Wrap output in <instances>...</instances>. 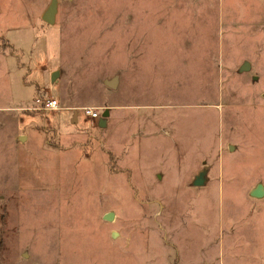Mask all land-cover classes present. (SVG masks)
I'll use <instances>...</instances> for the list:
<instances>
[{
    "label": "rangeland",
    "instance_id": "1",
    "mask_svg": "<svg viewBox=\"0 0 264 264\" xmlns=\"http://www.w3.org/2000/svg\"><path fill=\"white\" fill-rule=\"evenodd\" d=\"M52 1L0 0V264H264V0Z\"/></svg>",
    "mask_w": 264,
    "mask_h": 264
},
{
    "label": "water",
    "instance_id": "2",
    "mask_svg": "<svg viewBox=\"0 0 264 264\" xmlns=\"http://www.w3.org/2000/svg\"><path fill=\"white\" fill-rule=\"evenodd\" d=\"M56 10H57V2L56 0H53L52 1V4L49 6L48 10L43 14L44 17H43V20L49 24V25H52V23L54 22V19H55V13H56ZM242 69L246 70L248 69V65L245 64ZM56 73H54V75L52 76L53 77V80H54V76H55ZM109 115V112L108 111H105L103 112L102 114V117L101 119L98 121L99 122V127L102 128L106 125V122H105V118L108 117ZM74 121V120H73ZM203 182L200 180V179H197V181L195 182V185H201ZM252 195L259 198L260 196H262V191H261V185H259V187L252 192ZM112 215L110 214H106L105 216V219L106 220H112Z\"/></svg>",
    "mask_w": 264,
    "mask_h": 264
},
{
    "label": "built area",
    "instance_id": "3",
    "mask_svg": "<svg viewBox=\"0 0 264 264\" xmlns=\"http://www.w3.org/2000/svg\"><path fill=\"white\" fill-rule=\"evenodd\" d=\"M37 104H39L38 110L43 109L47 111H55L59 109L57 101L52 99H47L45 101L39 100L37 101ZM84 111L87 113L90 120L99 121L101 119V115L98 114L96 109L86 108Z\"/></svg>",
    "mask_w": 264,
    "mask_h": 264
}]
</instances>
